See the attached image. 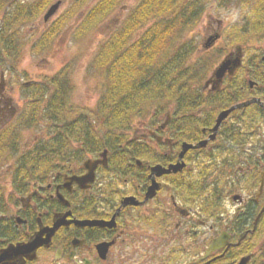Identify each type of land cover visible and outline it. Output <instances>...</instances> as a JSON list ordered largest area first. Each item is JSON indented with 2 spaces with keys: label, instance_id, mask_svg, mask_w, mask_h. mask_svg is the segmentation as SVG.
I'll list each match as a JSON object with an SVG mask.
<instances>
[{
  "label": "trees",
  "instance_id": "obj_1",
  "mask_svg": "<svg viewBox=\"0 0 264 264\" xmlns=\"http://www.w3.org/2000/svg\"><path fill=\"white\" fill-rule=\"evenodd\" d=\"M52 1L0 0V70L4 65L17 69L21 53L29 45L20 27L38 18ZM122 1L72 0L38 40L30 44L31 48L44 51L51 46L75 15L80 17L74 28L75 37L91 34ZM241 1L245 9L250 8L245 14L248 19L225 31L230 46L264 35V0ZM205 6L206 0H139L131 6L104 37L93 57V67L105 78L104 91L95 106L71 102L75 84L68 66L39 80L30 79L23 70L27 79L21 83L25 104L0 129V168L20 151L26 129L44 122L47 130L18 157L11 176L15 191L25 194L32 183H46L54 170L70 161L80 162L86 153H99L107 148L112 170L119 160L126 165L131 154L143 157L140 151L146 148L130 138L136 120L150 119L153 128L167 122L163 131L158 130L160 133L168 131L182 139L194 140L203 136L202 128L211 126L223 108L253 96L264 100L259 87L243 86L245 65L233 77L237 84L216 92L205 88L210 70L225 54L216 49L197 54L194 37L187 35L201 20ZM250 77L264 80L261 58L251 62ZM205 109L209 110L205 113ZM242 110L246 113L242 116L245 123L235 127L232 134H258L264 126V109L252 103ZM200 111L205 114H199ZM164 112V120L158 123ZM198 177L201 182L207 178L205 173ZM5 200L6 190L0 185V201ZM239 256L233 254L221 260L229 257L234 262L228 264H234ZM260 257H264V249L251 264H264Z\"/></svg>",
  "mask_w": 264,
  "mask_h": 264
},
{
  "label": "flooded vegetation",
  "instance_id": "obj_2",
  "mask_svg": "<svg viewBox=\"0 0 264 264\" xmlns=\"http://www.w3.org/2000/svg\"><path fill=\"white\" fill-rule=\"evenodd\" d=\"M247 19L244 16L243 23ZM212 36L220 38L221 32L211 34L204 43ZM253 39H264V35L234 45L242 48L241 64L218 85L212 76L210 90L237 84L233 77L245 65L243 86L259 87L264 92V80L250 77L251 62L260 58L263 62L264 55V49L252 47ZM242 108L230 113L205 146L186 152L181 171L156 177L161 187L155 197L145 199L153 181L152 167L178 162L184 141L197 143L209 138L218 114L211 126L202 128L203 136L194 140L158 131L167 125L149 127L147 133L130 137L146 148L140 151L143 157L131 154L126 165L119 160L112 170L107 152V164H98L95 180L87 187L72 177L88 172L84 165L87 158L103 159L100 152L86 153L81 163L70 161L54 170L46 183H32L20 202H14L13 195L0 201V264H218L233 254L240 255L234 264L245 255L252 256L251 264L264 249V126L254 135L232 134L245 123ZM201 173L207 176L203 182L198 177ZM58 191L68 204L59 198ZM130 196L135 197L133 203L122 205ZM69 211L48 244L28 255L3 253L10 245L32 240L42 229L53 226L59 213ZM117 211L115 220L110 221ZM222 235L221 247L203 257L211 242ZM228 258L221 261L234 262Z\"/></svg>",
  "mask_w": 264,
  "mask_h": 264
},
{
  "label": "rangeland",
  "instance_id": "obj_3",
  "mask_svg": "<svg viewBox=\"0 0 264 264\" xmlns=\"http://www.w3.org/2000/svg\"><path fill=\"white\" fill-rule=\"evenodd\" d=\"M17 1L25 3L33 0ZM138 1L123 0L117 10L99 28L82 38H76L74 35V28L80 20V17L75 15L64 30L56 36L52 45L44 51H37L36 48H31L30 44L38 40L44 30L71 5L72 0H63L59 10L49 21L44 20L45 10L35 20L22 25L20 27L21 33L29 41V45L23 49L17 69H11L9 66L4 65L0 70V99H2L0 103V129L13 120L24 107L25 102L21 83L27 81V79L23 76V70L28 72L30 79L39 80L43 75L55 74L63 67L68 66L72 70L71 74L75 84L71 102L79 106H95L104 91L105 78L101 72L93 67V57L104 37L118 25L120 20L128 13L130 7L137 4ZM247 9L250 10V8ZM247 9L243 7L241 0H206L201 20L187 33L188 36H193L195 39L196 53L201 54L206 39L218 31L221 32V36L210 49H216L217 52L224 51L225 53L231 51L234 45H229L225 31L235 23H243ZM250 44L252 47L255 46L256 50L263 51L264 49V39H253ZM245 46L247 47V45ZM211 72L212 70H210L208 76ZM165 115L166 112H164L158 123L164 120ZM149 127H151L150 119L147 121L136 120L130 131V136L143 135L148 132L147 128ZM46 130L44 122L26 129L21 140L20 151L13 154L7 165L0 168V185L6 190V199L13 195L12 200L20 202L22 196H27L26 193L19 194L14 190L11 178L12 171L21 152L31 147L37 138L46 133ZM164 134H170V132L167 131ZM85 159L81 160L80 163ZM218 264L225 263L220 261Z\"/></svg>",
  "mask_w": 264,
  "mask_h": 264
},
{
  "label": "water",
  "instance_id": "obj_4",
  "mask_svg": "<svg viewBox=\"0 0 264 264\" xmlns=\"http://www.w3.org/2000/svg\"><path fill=\"white\" fill-rule=\"evenodd\" d=\"M62 1L63 0H56L55 2H53L48 7L47 11L44 14V20L45 21H49L54 16V14L58 11L59 7L61 6ZM214 41H215V37H213V36L210 37L207 41L206 46H210ZM263 61H264V55H263ZM241 62H242V48L240 46H237L236 49L233 52L226 55L224 57V59L219 63V65L214 69L213 76L215 77L216 85H218L223 80V78L225 77V75L228 72L232 73L236 69V67H238L241 64ZM210 82H211V80H209L206 83V85H208ZM216 85H213V87H215ZM254 102H257L264 107V101L260 97H253V98H249V99H246L244 101H241V102H237V103L231 105L230 107L223 109L222 111L219 112L217 119H216V123L211 128L212 133L210 134L209 138L204 139V140H200L198 143H191V142L184 141L183 145H182V149H181L180 154H179L178 162L173 163V164L169 165L168 167L163 166L162 164L154 165L152 167V173H151V176H153V181H152V184L148 188L145 199L154 197L157 194V191L160 189L161 183L159 181H157L156 177L161 176V175L166 174V173L181 171L185 165V162L183 160L184 156L189 149L205 146L207 144V142L209 141V139L215 137L222 121L226 117H228V115L233 110L240 108V107H243V106H247V105L254 103ZM107 152H108L107 149H105L103 152L100 153V156L103 157V159L100 158V159L93 160V159L89 158V159L85 160L84 165L88 169V172L84 175H81V176H73L72 180H76L80 184L81 187H87V183H92L95 180L96 167L98 166V164L99 163L107 164V159H106ZM58 196L60 199H62L64 202H67V204H68L69 201L66 200L64 195L61 194L59 191H58ZM134 199H135V197H132V196L126 197L124 199L122 205H125L128 203H133L132 201ZM117 213H118V211L114 214L112 220H110V221L115 220ZM68 214H71V211L66 212L63 215H62V213H59L58 216H60V217H58L57 221H55V224L53 226L45 227L40 232H38L32 240H29V241L24 242V243H19L17 245H15V244L10 245L8 248H6L3 251V253L7 254V256L8 255H15L18 253L28 255L30 251H32V250L35 251L37 249V247H39L43 243L48 244V241L51 237L52 232H54V230L56 229V227L58 225H60L64 222V217H66V215H68ZM75 222L81 223V224L85 223V221H83V220H78V221L75 220ZM45 234H46V236L44 237ZM223 241H224L223 235L218 237V238H215L211 242V244L209 245L207 252H206L205 256H203V257L208 256L212 251L216 250L217 248H220L221 247L220 245L223 243ZM2 255L0 257H2ZM11 257H13V256H11ZM11 257H9V258L11 259ZM250 259H251V255L243 256L241 258V260L238 262V264H248ZM208 262L209 261H207L205 263H208ZM205 263H203V264H205Z\"/></svg>",
  "mask_w": 264,
  "mask_h": 264
}]
</instances>
